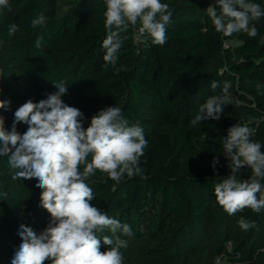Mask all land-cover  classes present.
<instances>
[{
	"label": "trees",
	"instance_id": "16d2710c",
	"mask_svg": "<svg viewBox=\"0 0 264 264\" xmlns=\"http://www.w3.org/2000/svg\"><path fill=\"white\" fill-rule=\"evenodd\" d=\"M161 2L173 10L166 43H135L132 37L139 25H129L121 32L128 39L116 68L105 67L103 60L105 0H9V8L0 6V99L11 101L10 110L0 109L5 129L11 131L15 110L27 100L38 103L56 92L53 83L64 81L69 89L62 99L70 101L78 80L85 91L81 102L72 100L82 108L83 127L98 111L116 106L130 125L143 129L148 141L139 165L143 177L125 176L117 183L96 171L86 181L95 195L91 203L132 230L131 236L108 229L98 232V237L114 241L111 246L102 244L101 251L114 247L119 236L128 244L120 249L123 264H215L235 235L231 241L240 260L252 258L249 264H264V209L255 213L245 208L229 215L214 194V186L230 174L222 140L236 121L223 106L220 120L191 123L199 106L209 96L219 95L225 85L238 100L248 96L264 107V17L253 22L256 37L224 52L221 33L206 11L215 0ZM250 2L264 8V0ZM60 7L66 9L63 15L57 14ZM39 14L45 23L32 28L31 20ZM10 24L19 29L13 36L8 35ZM223 52L225 68L219 62ZM212 81L220 84L215 91ZM242 120L238 124L256 129L251 139L261 143L264 152L260 116L247 114ZM27 127L16 126L20 134ZM16 171L9 167L7 156H0V194H7L0 195V220L19 230L31 217L37 222L33 230L42 232L50 214L34 200V179L13 180ZM250 175V169L240 170L241 179ZM241 218L254 227L241 229ZM5 253L0 246V264H11L14 254L9 258Z\"/></svg>",
	"mask_w": 264,
	"mask_h": 264
},
{
	"label": "clouds",
	"instance_id": "9594fccd",
	"mask_svg": "<svg viewBox=\"0 0 264 264\" xmlns=\"http://www.w3.org/2000/svg\"><path fill=\"white\" fill-rule=\"evenodd\" d=\"M105 4L107 35L102 42L105 67L116 68L118 54L128 39L121 32L129 25H139L132 37L135 43L150 41L160 46L166 43V25L173 12L169 4L161 0H105ZM0 6L9 8V0H0ZM206 11L215 31L226 37L240 32L256 37L258 30L253 22L264 17V8L250 0H215ZM44 23L45 16L39 14L32 18L31 27ZM18 31L16 24L9 25V36ZM41 42L42 37L36 40L37 48ZM53 85L57 91L46 99L38 103L29 99L15 110L11 131L5 129V117L0 114V156H7L9 167L18 169L13 180L38 181L36 187L42 190L40 206L50 214L42 232L37 233L24 224L19 226L22 242L11 264H123L120 249L128 246L127 241L116 236L115 246L101 251L102 244L111 246L114 241L109 236L100 238L97 233L108 229L113 234L123 232L131 236V227L110 218L91 203L95 195L86 181L96 171L117 183L125 176L143 177L139 165L148 141L143 129L138 124L130 125L116 106L98 111L91 117L89 126L83 127V112L62 99L69 88L64 81ZM210 87L215 91L220 84L212 81ZM229 102L225 85L219 95L209 96L199 106L191 123L220 120L223 106ZM10 105V100L0 99V109L10 110ZM19 123L28 126L23 134L17 131ZM255 131L247 124L236 123L227 129L222 140L230 174L214 186V194L229 215L245 208L255 213L264 209V152L261 143L251 139ZM217 163L214 159V169ZM245 167L251 170V175L241 179L239 173ZM238 225L245 231L254 227L244 218Z\"/></svg>",
	"mask_w": 264,
	"mask_h": 264
},
{
	"label": "rangeland",
	"instance_id": "374dc122",
	"mask_svg": "<svg viewBox=\"0 0 264 264\" xmlns=\"http://www.w3.org/2000/svg\"><path fill=\"white\" fill-rule=\"evenodd\" d=\"M65 10H66L65 8L60 7V10L58 11L57 14L63 15ZM221 37L223 39L224 52L225 50L229 48L232 49L234 47L241 45L243 43V40L251 38L245 32L233 34V36L231 37H226L221 33ZM224 52L223 54H221V56H219V60H220L219 62H221L222 64L220 65V67L223 66L225 68L223 64V59H222L225 55ZM230 85L231 84H229V86ZM73 88H74V91L71 93L73 100L76 102L80 100L79 102H81L83 91H85L84 88L82 87V84L78 80H74ZM228 95L230 97V102L226 105V107L230 112L231 119L233 122L236 121L235 123H239V121H243L242 117H244V115H247V114L248 115L250 114L259 115L260 122H264V107L258 106L257 103L250 100L248 96L244 97L245 98L244 101H240L232 94L228 93ZM72 97L70 101H66L65 103L68 104L69 106L77 107V105L72 100ZM77 108H79L82 111L81 106H78ZM37 183L38 181L34 179L31 185V189H32V194L34 195V200L40 203V192L42 190L36 187ZM27 222L28 224H25V225L31 227L32 229L35 227V224L37 223V222L35 223V220H33L31 217H29ZM18 231L19 230L7 228L6 226L2 224L0 220V234L3 235L1 236L0 246L6 251V253L4 254L6 257L10 258V256L15 253L16 251L15 248L18 249L20 243L22 242L21 238L18 237ZM234 237L235 235H233L232 238L229 239L230 242L225 243L226 245L223 247L222 254L219 257H217V259L215 260V264H249L252 261V258H250L249 260L242 262L240 260L241 257L236 255V253L238 252H235L234 244L231 241ZM15 239H16V242L14 244L13 240ZM10 249H13V250L11 251V254L9 255L7 251H9ZM224 253H227V254H224Z\"/></svg>",
	"mask_w": 264,
	"mask_h": 264
}]
</instances>
